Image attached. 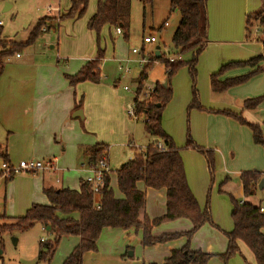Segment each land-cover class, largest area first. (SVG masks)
Returning <instances> with one entry per match:
<instances>
[{
  "label": "rangeland",
  "instance_id": "obj_1",
  "mask_svg": "<svg viewBox=\"0 0 264 264\" xmlns=\"http://www.w3.org/2000/svg\"><path fill=\"white\" fill-rule=\"evenodd\" d=\"M56 5L62 14L67 12L70 2L69 0H58L57 4V0H0V21L2 22L0 28V54L3 51L2 46L4 44L24 42L39 19L49 14L55 16L56 13L52 12L53 10L48 12L50 10L48 6L55 7ZM95 9L96 0H88L85 13L79 19L60 21L59 24L42 33L25 50H33L32 52L37 56H47L48 54L55 56L59 54V56L63 55L64 59L69 60L76 57H89L90 60H94L98 51L102 53L100 72L101 85L103 86L101 87L110 89L117 101L115 105L112 102H105L100 105L96 100L89 99L85 104V98H83V108L89 114V125L96 129L97 133L100 131V137L109 146L107 150L108 166L111 171L110 174L114 178L112 179L114 193L118 195L119 191L115 185V172L122 164L130 161L133 154L142 153L146 146L154 140L144 130L145 120L143 116H139L138 120H135L127 114L128 107L133 106L139 73L145 68V66L139 67L137 61L142 56L149 59V55L155 53L157 46L166 60L173 58L174 60L187 61L189 56H177L172 49L171 37L180 17L177 12H169V8L166 6L164 8L162 1H158L153 9L146 7L143 14L142 4L137 0H132L129 30L126 37L124 33L116 35L114 28L107 25L102 26L98 33L90 29L88 23ZM54 18H58V16ZM165 21L168 27L159 29ZM250 33L253 35L254 31L251 30ZM246 35H248V32H246ZM240 39H243V37L231 36L210 39L207 36L209 43L198 57L194 82L198 102L203 109L210 110L215 107L211 103L222 104V102L232 108H241V104L245 99L253 97V94H245L247 87L236 89L237 91L234 93L230 90L235 87L221 94H213L210 90V75L218 70L219 63L223 58L247 57L250 50H254L256 46L255 39L248 43L253 44L250 47H245ZM132 49H136L139 54H131ZM257 51L255 52L257 53ZM23 52L24 50L18 55ZM12 57L14 58L15 54L3 59L2 62L4 63ZM126 58L131 61L127 64L125 62L119 63L118 60H125ZM150 64L151 66L145 70L146 79L142 87L145 91L148 89L153 91L156 84L162 85L166 79L163 62L157 61ZM119 67L128 68L129 73L126 76L121 75L118 71ZM169 83L173 97L163 109L161 126L181 149L187 172V181L195 190L197 199L201 204L205 205L208 200L211 220L214 225L205 224L202 226L190 239L188 248H199L205 252L210 247L212 253H219L225 251L226 248L224 233L232 228L230 197L234 198L236 191L241 187L239 178L235 177L233 172L237 170L240 174L247 171L258 172L259 170H255L258 166H261L262 171H264V157L261 148L254 144L251 131L235 120L232 121L238 124L240 130L237 127V131L231 132L225 139L209 140V144H207L203 125L205 118L209 120L207 118L211 115L207 111L188 108L192 100L193 82L187 68H179ZM125 86L129 87V91L124 90ZM240 90L241 92H238ZM241 95L246 96L241 98ZM251 113L256 120L261 117L257 112ZM260 121L262 122L264 119ZM188 135L198 147L213 150L215 163L212 175L208 171L204 157L195 150L185 147ZM255 149L260 150V155L256 156L251 151ZM222 152L226 157V162L223 159ZM58 169L59 171L61 169V173L63 171L62 180L64 183L66 181L76 183L79 178L84 177L82 172L79 173L74 169L62 170L59 167ZM34 174H17L7 183L4 178L0 179V215L5 217L22 216L30 207V204L27 206L29 201L38 203L39 199H42L44 203H48L44 193L35 190L36 181L33 179L35 176H32ZM11 199L14 202H10ZM249 199L264 209V189H256ZM163 210L162 198L156 192L147 194L143 213L148 217L150 213L153 217L157 216L158 218ZM8 223V221L0 219V226ZM190 225L189 221L182 219L165 222L158 227L159 230L156 233L161 235L172 230L184 231L183 229H187ZM115 232L117 233L113 231L101 232L99 236L96 254H100L102 257L100 264L137 262L138 264H147L140 244L139 233L132 234V238L126 242L125 234H121V230ZM40 239L51 240L52 235L42 230L38 224L22 232L8 231L0 233V264H46L37 261L39 245L42 243ZM178 240L180 239L174 241ZM77 242L76 237H62L49 264H62L74 245H77ZM125 243H127L126 246ZM121 247H123L121 255H117L120 262L113 259L112 263H108L106 258L114 257V253L117 254L116 251ZM126 247L135 252L133 259L122 256ZM242 248L240 249L241 254H235L229 260V264H255L251 253L248 255L245 248ZM155 259H160L159 255ZM85 262L84 260L83 263L85 264ZM207 264H222V262L219 258L213 257Z\"/></svg>",
  "mask_w": 264,
  "mask_h": 264
},
{
  "label": "trees",
  "instance_id": "obj_2",
  "mask_svg": "<svg viewBox=\"0 0 264 264\" xmlns=\"http://www.w3.org/2000/svg\"><path fill=\"white\" fill-rule=\"evenodd\" d=\"M132 0H97L96 11L89 19V27L99 32L102 26L120 28L126 34L130 23V6ZM143 6V14L146 7L153 4V0H137ZM208 0H168L169 12L179 14V23L171 37V45L177 56H189V60H173L169 62L160 53L156 58L152 53L149 55L150 63L163 62L166 70V87L156 84L147 100L139 102L135 106L138 116L144 117V130L154 140L146 146L140 154H133L130 161L122 164L115 172L117 189L122 198H116L110 188L109 177L105 178L104 187L97 197L93 198L87 184L83 181L78 190L70 189H45L44 195L48 205H33L21 217L7 219L0 217L8 224L0 226V233L8 231H26L38 224L52 235L51 240L40 243L37 261L49 264L62 237H76L78 243L73 247L62 264H82L83 255L88 252L97 251V241L101 232L106 228L117 230L141 231V244L151 247L156 244H164L181 237L186 238V245L178 250L171 251L169 257L162 264H207L212 257L220 259L222 264H229V260L239 253L238 243L243 244L252 254L255 264H264V212L260 207L248 203L239 205L230 197L232 229L225 232L227 239L226 250L223 254L213 256L200 251H190L188 243L192 236L205 224L214 226L211 220L208 200L203 208H200L195 197L191 193L184 165L180 157V149L174 141L163 131L161 118L164 107L169 103L172 92L170 79L181 67H186L193 82L192 100L189 109L207 111L219 114L237 121L240 125L251 131L255 145L262 148L264 154V121L252 124L245 121L241 112L235 114L230 111L205 110L198 102V95L194 89L196 77V64L199 55L203 52L207 43L208 33ZM260 1V9L246 16V30L248 37L249 28L255 23L264 26V0ZM70 7L58 18L43 17L39 19L29 33L28 38L21 43L4 44L0 54V75L3 70V59L17 55L22 50L31 46L37 38L45 31L51 29L58 22L65 19H79L86 10L88 0H69ZM166 23V21L164 22ZM164 27V24L159 28ZM102 53L98 51L94 60L86 62L73 76H66L69 84L75 86L79 83L89 82L99 84L101 82L100 65ZM264 60V44L262 55L247 61H233L222 65L216 73L210 75V90L213 94H221L228 89L246 83L253 76L262 72L256 68L252 73L244 76L219 80L226 72L242 67H255ZM151 64L145 66L138 76L137 94L142 90L146 79L145 70ZM264 102V96L245 99L241 104V111L256 112ZM161 144L162 150L157 149ZM186 148H191L201 154L207 164L210 175L214 173L215 157L213 150L198 147L187 136ZM107 147L96 144L87 149L91 164L105 156L107 158ZM4 163L5 156L1 155ZM1 176V174H0ZM13 175L7 177L11 180ZM264 180V172H243L239 176L242 193L245 198L251 197L257 189L258 183ZM142 183L145 188L152 190H165V213L163 216L150 220L143 213L145 193L137 189V184ZM78 218L74 219L73 215ZM187 220L191 229L185 233L164 234L154 237L152 228L165 222L176 220Z\"/></svg>",
  "mask_w": 264,
  "mask_h": 264
},
{
  "label": "crops",
  "instance_id": "obj_3",
  "mask_svg": "<svg viewBox=\"0 0 264 264\" xmlns=\"http://www.w3.org/2000/svg\"><path fill=\"white\" fill-rule=\"evenodd\" d=\"M158 1H162L164 8L165 6L168 7V0H153L151 9H153L158 4ZM57 4H58V0H57ZM96 5H97V0H96ZM48 7L50 11L53 10L52 12H55L56 15L52 16L51 14H49L46 17H56L66 13L65 12L61 14L58 10L59 8L57 7V5L55 7L52 6H48ZM258 8L260 9L259 0H208L206 5L207 16H208L207 36L210 39H215L217 37L227 38L231 36L238 38L243 37V39H240L241 43L245 45V47L247 46L250 47L253 44H248L252 42V39L246 35V32H248V30H246V24H245L246 16L258 11L259 10ZM59 23L60 22H58V24ZM208 43L209 41H207L206 46ZM255 43L256 46L254 50L255 51L258 50L257 53L254 50H250L249 56L247 57L223 58L219 63L218 69L222 65L229 62L247 61L249 59L262 55L263 52L262 44L258 43L257 40ZM28 50L29 49L27 50L24 49L23 53L19 55L17 54L15 55L14 58L12 57L11 59L4 62L3 70L0 75V156L1 155L5 156L8 165L11 166L16 165L19 161L22 160H38V161L56 160L58 167L62 168V170L74 169L79 173L82 172L84 174V177L79 178V180H77L76 183L72 181H66L64 183L62 180L63 171L61 173V169L60 171L55 173L45 172V171L36 172L34 175H32L35 176L33 177L34 181H36L35 190L36 191L40 190L42 192L45 189H49V188L54 190L57 189L78 190L81 183L85 180L84 179L86 178L85 176L88 175V168L91 164V159L87 153V149L96 144L104 145L107 148L109 147L107 144L104 143L103 139L100 137L101 136L100 131L97 133V130L93 129L89 125V114L87 110L83 108V98H85V102H84L85 104L87 103V101H89V99L92 100L94 99L100 105H102L105 102H112L115 105V102L117 100L112 94V91L110 89L101 87L103 86L101 85L102 78L99 84H93L89 82L79 83L75 86H71L69 84L68 80L66 79V76L75 75L86 62L90 61L89 57H76L69 60L67 58L64 59L63 55L59 56V54L58 55L56 54L55 56H53L52 54H48L47 56L46 55L37 56L34 54V52H32L33 50L30 51ZM132 50H131V54H132ZM125 60H129V58H126ZM125 60H118V61L119 63L122 62L124 63ZM130 61L131 60H129V62ZM256 68H261L262 72L253 76L246 83L239 85L238 87L236 86L230 91L231 92L233 91L232 93H234L235 91H237L236 89L247 87V89L245 90L246 95L253 94L252 98H257L262 95L264 96V60H262L258 65L252 68L242 67V68L232 69L226 72L222 77H220L219 80L244 76L254 72ZM238 92H241V90ZM246 95H241L240 97L243 98ZM172 97L173 96H171L170 101L172 100ZM213 104L215 107H213L210 110L230 111L235 114H239L241 112L242 118L245 121L252 124L261 125L263 121L261 122L260 120L264 119V102L258 107V110L256 111L261 116L259 117V120H256L255 116L251 112H247V111L242 112L240 107H239L240 109L232 108L227 104H223V102L222 104L211 103V105ZM209 115H211L209 116V118H207L209 120H206L205 118V123L203 125V130L205 129V135L208 141L207 144H209V140H214V141L219 139L223 140L231 132L237 131L238 124L232 121V119L219 114L209 113ZM162 122H163V113L161 118V124ZM238 130H240L239 127ZM262 133L264 136L263 128H262ZM175 145L179 148L177 143H175ZM216 148L218 149L219 147ZM208 150H212V149L210 148ZM257 150L258 149L251 151L254 152V154L257 156L260 155V150H258L259 154ZM179 154L184 165L181 149ZM221 154L223 156L224 161L226 162L225 155H223V152ZM107 156H108V152H107ZM2 162L3 160L0 157V165ZM255 170L264 172L262 171L261 166H258V168ZM184 171L187 180V172L185 169V165H184ZM0 174H1L0 179L4 178V181L6 183L13 179L12 177L11 180H7L6 177L2 176L1 166H0ZM233 174L235 177L238 178L240 176V172L238 170L234 171ZM108 177L110 179V188L114 192L113 180H112L114 178L112 177L111 174H109ZM114 177H115V185L117 188L116 176ZM187 183L198 205L200 206V208H203L204 204L200 203V201L197 199L195 190H193V187H191L188 181ZM137 189L145 193V198L147 194H149L150 192H156L159 195V197L162 198L164 204V210L163 213L158 217L163 216L165 213V190L164 189L152 190L149 188H145L142 183L137 184ZM114 195L116 198L119 199L122 198V195L120 193H118V195L114 193ZM234 196L235 197L233 199L239 205L248 203L253 206L262 208L260 205L255 204L251 199H249L250 197L245 198L243 196L242 187H240L236 191ZM10 202H14L13 199H11ZM31 202H35V201H31ZM31 202L29 201V203L27 204V206L30 204V207L29 208L27 207L28 208L27 210H29L33 205H48V203H44L42 199H39L38 203H31ZM3 216L4 215H0V217ZM18 217H21V215H19ZM5 218L11 219L17 217H5ZM73 218L77 219L78 215L74 214ZM148 218L150 220H153L157 218V216L153 217L149 213ZM159 226L152 228V234L154 237H160L164 234L185 233L191 229V225H190L187 229H183L184 231L172 230V231H167V233L164 232L160 235L156 233L159 230L158 228ZM231 229L227 232H230ZM109 231H113L114 233H117L115 231L118 230L106 228L102 232L108 233ZM120 233L125 234L126 242H128L132 238V234L139 233L140 235L139 239L141 244L142 237L140 230L139 231H135L133 229L126 231L121 230ZM179 239L180 240L178 241H174L171 243L170 242L164 243V244H156L151 247H144L141 244V247L143 249L144 259L146 260L147 264H162L169 257L171 251L178 250L184 247L186 245L185 243L186 238L181 237ZM78 240L79 239L77 238V241ZM126 244L127 243H125V246ZM98 245H99V239L97 241V250H98ZM226 246H227V239H226ZM123 247H121L118 251H116L117 254L114 253V257L111 256L109 259L106 258L107 262L112 263L113 259H115L116 262H120L118 260L119 258H117V255L118 256L121 255V250ZM242 247H244L247 254L250 255L249 254L250 252L241 243H238L239 253H240V249H243ZM189 250L193 252L200 251L202 253L210 254L213 256H217L225 252V251L222 252L220 251L219 253H212L210 247H208L205 250V252L201 251L199 248L198 249L189 248ZM96 253L97 251L86 253L87 255L84 254L82 259V264H84L83 263L84 260L86 261L85 264H100L102 261V257L100 256V254H96ZM134 253L135 252H133L129 247H126L125 252L122 256L128 259H133ZM157 254L159 255L160 259H155V257H158ZM123 264H138V262L123 263Z\"/></svg>",
  "mask_w": 264,
  "mask_h": 264
},
{
  "label": "built area",
  "instance_id": "obj_4",
  "mask_svg": "<svg viewBox=\"0 0 264 264\" xmlns=\"http://www.w3.org/2000/svg\"><path fill=\"white\" fill-rule=\"evenodd\" d=\"M50 11V10H48ZM2 26V22L0 21V27ZM164 26H168L167 23H164ZM115 34L116 35H121V29L116 28ZM251 30L254 31V34L252 35L250 33L249 37L252 40H257L259 43L264 44V26L259 25L258 23H255L251 28H249V32ZM132 54L138 55L139 52L136 49L132 50ZM169 62H172L174 59L173 58H168L167 59ZM126 64L129 63V60L124 61ZM137 64L139 67H144L146 65L150 64L149 59L143 58V56L137 61ZM118 71H120L121 75L126 76L127 73H129V69L125 68L123 69L122 67L118 68ZM125 91H129V87L125 86L124 87ZM152 90L148 89L145 91L144 89L141 90L139 94H135V98L133 100V106H129L127 109V114L130 117H133L135 120H138V115H136L135 112V106L139 103L142 102L143 100H147L149 96L151 95ZM157 149L162 150L161 144H157ZM1 171H2V176L3 177H9L10 175H17V174H25V173H36L40 171H45V172H51L55 173L58 172L59 169L57 167V162L56 160H22L19 161L16 165H8L4 162L1 163ZM110 174L107 158L103 156L99 160H97L95 163L90 164L88 168V175L86 176L84 182L87 184L90 193L92 194L93 198L97 197L100 190L104 187V182L105 178L108 177ZM260 212H264L263 208H260ZM42 230H45L44 228L41 227ZM46 240L40 239V242H45Z\"/></svg>",
  "mask_w": 264,
  "mask_h": 264
},
{
  "label": "water",
  "instance_id": "obj_5",
  "mask_svg": "<svg viewBox=\"0 0 264 264\" xmlns=\"http://www.w3.org/2000/svg\"><path fill=\"white\" fill-rule=\"evenodd\" d=\"M101 1L104 2L105 0H101ZM154 55H155L156 58H159V56H160V52H159V47H158V46L155 48V53H154ZM162 87H166V81L162 84ZM257 189H258V190H262V189H264V180H261V181L258 183V185H257ZM46 231H47V230H46Z\"/></svg>",
  "mask_w": 264,
  "mask_h": 264
}]
</instances>
